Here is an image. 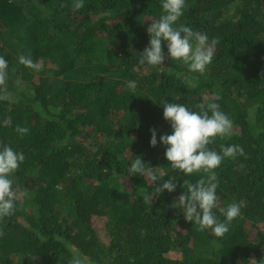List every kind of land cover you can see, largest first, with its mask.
<instances>
[{
    "label": "trees",
    "instance_id": "16d2710c",
    "mask_svg": "<svg viewBox=\"0 0 264 264\" xmlns=\"http://www.w3.org/2000/svg\"><path fill=\"white\" fill-rule=\"evenodd\" d=\"M72 5L0 0V56L8 61L0 145L25 155L11 177L18 206L0 218V264H70L76 256L85 264H264V0H186L177 24L206 32L213 52L203 74L171 60L163 42L164 64L139 62L160 0ZM21 54L40 69L21 64ZM216 94L232 130L208 147L244 150L215 169L218 218L229 203L241 205L220 237L173 207L185 182L207 173L173 170L159 143L172 131L160 102L198 110ZM135 156L164 176L157 184L175 177L176 189L144 200L153 182L129 175Z\"/></svg>",
    "mask_w": 264,
    "mask_h": 264
},
{
    "label": "clouds",
    "instance_id": "9594fccd",
    "mask_svg": "<svg viewBox=\"0 0 264 264\" xmlns=\"http://www.w3.org/2000/svg\"><path fill=\"white\" fill-rule=\"evenodd\" d=\"M161 14L147 27L150 35L148 45L140 51L141 64L151 66L164 64L165 53L163 45L167 47V55L171 60H176L187 66L193 73L203 74L213 61V52L209 47V36L206 32L193 29L187 24H177L185 9L186 0H160ZM85 0H73L72 7L75 10L82 9ZM212 43H216L215 40ZM19 62L29 68L39 70L41 65L32 60L30 56L21 54ZM8 61L0 56V84L7 77ZM128 87L135 90L136 82L129 81ZM219 94L215 100L207 104H199L198 110H193L186 104L169 102L164 99L163 118L169 121L171 133L161 134L159 143L165 145V158L173 170H177L183 176L193 173H207V178L201 177L194 183H186V189L182 191L173 207H178L185 221L192 222L198 230L210 229L214 236H223L230 223L241 213V205L237 201L229 203L221 209L223 220H220L214 211L217 206L218 181L215 169L225 158H235L237 154L243 155V148L238 144L221 145L220 151L209 148L217 136L231 135L232 120L221 110ZM11 123V121H9ZM16 131L20 134L28 132V128L17 125ZM150 145L156 146L157 133L151 129ZM23 151L14 149L8 144L0 145V218L14 213L17 204V193L13 188L12 176L24 161ZM155 168V167H153ZM129 175H147L153 182L152 193L144 192V200L151 202L152 195L160 194L164 190L173 192L176 187V178L169 176L163 183L157 184L164 176L155 170H149L140 156L130 164ZM70 264H85L79 257H73Z\"/></svg>",
    "mask_w": 264,
    "mask_h": 264
},
{
    "label": "rangeland",
    "instance_id": "374dc122",
    "mask_svg": "<svg viewBox=\"0 0 264 264\" xmlns=\"http://www.w3.org/2000/svg\"><path fill=\"white\" fill-rule=\"evenodd\" d=\"M10 96V93L8 92L7 93V97H9ZM251 261L250 260H247L246 262H244V264H252V262L250 263ZM254 264V263H253Z\"/></svg>",
    "mask_w": 264,
    "mask_h": 264
}]
</instances>
